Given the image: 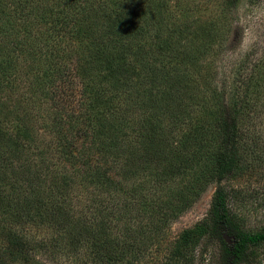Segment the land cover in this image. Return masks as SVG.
<instances>
[{
  "label": "trees",
  "instance_id": "obj_1",
  "mask_svg": "<svg viewBox=\"0 0 264 264\" xmlns=\"http://www.w3.org/2000/svg\"><path fill=\"white\" fill-rule=\"evenodd\" d=\"M214 1L0 0V264H145L208 183L166 264L258 263L223 182L264 163V46L224 58Z\"/></svg>",
  "mask_w": 264,
  "mask_h": 264
},
{
  "label": "rangeland",
  "instance_id": "obj_2",
  "mask_svg": "<svg viewBox=\"0 0 264 264\" xmlns=\"http://www.w3.org/2000/svg\"><path fill=\"white\" fill-rule=\"evenodd\" d=\"M214 10H220L218 0L214 1ZM212 6V3L210 4ZM243 28L240 44L235 52H230L224 58L237 59L239 54L251 45L264 46V0H240L237 10L233 13ZM228 59V60H231ZM256 119L255 126L264 134V113ZM248 157L243 158V165L236 175L223 182L230 195L231 211L241 227L255 231L264 227V163L256 168L247 166ZM246 165V166H245ZM215 185H204L201 193L186 207V209L165 230L164 242L156 251L155 256L145 264H166L171 243L184 229L198 223L207 214ZM225 239L229 242L230 238ZM212 247L206 251L205 258L211 255ZM42 257V255H40ZM43 258V257H42ZM46 264H56L45 259ZM61 264V263H60ZM62 264H70L68 260ZM257 264H264V247L261 250Z\"/></svg>",
  "mask_w": 264,
  "mask_h": 264
},
{
  "label": "water",
  "instance_id": "obj_3",
  "mask_svg": "<svg viewBox=\"0 0 264 264\" xmlns=\"http://www.w3.org/2000/svg\"><path fill=\"white\" fill-rule=\"evenodd\" d=\"M227 237V235H224V238ZM226 240V239H225ZM227 241V240H226ZM228 242V241H227ZM228 243H231V240L228 242Z\"/></svg>",
  "mask_w": 264,
  "mask_h": 264
}]
</instances>
